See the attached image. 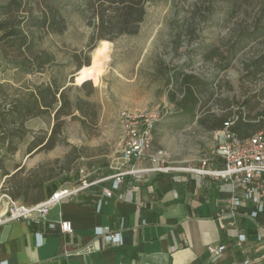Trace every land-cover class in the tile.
Listing matches in <instances>:
<instances>
[{"label": "rangeland", "instance_id": "374dc122", "mask_svg": "<svg viewBox=\"0 0 264 264\" xmlns=\"http://www.w3.org/2000/svg\"><path fill=\"white\" fill-rule=\"evenodd\" d=\"M8 1L0 0V4ZM86 1L48 0L51 8L55 4L61 8L68 22L65 32L47 33L40 44L56 54L58 65L52 71L27 74L9 65L0 51V84L47 82L52 72L61 84L73 86V98L83 95L75 90L74 77L79 70L72 57L88 49L92 28L84 11ZM146 5L147 14L139 32L111 41L104 71L97 82L91 79L96 90L88 99L97 105L96 122L90 120L84 127L79 118L66 117L56 137L59 144L29 155L31 140L35 136L48 137L54 120L53 115L28 120L25 126L30 132L20 142L19 150L5 161L11 171L26 159L23 176L43 166L56 174L51 181L55 186H76L99 178L96 175L106 174L123 157L124 131L119 121L122 108L157 113L152 150L168 151L169 162L182 157L200 160L215 151L217 139L196 120L201 117L211 121L208 117L213 113L224 115L227 100H233L236 113L251 111L254 115L258 98L253 93L264 89V71L257 77L247 76L244 63L264 53V0H147ZM224 57L231 62L221 70L219 63ZM184 74L193 77L191 83L200 98L195 109L178 105L189 97L187 87L178 89ZM173 91L175 103L170 99ZM6 92L7 87H0V103L8 99ZM247 99L250 101L245 104ZM260 104L264 106V100ZM1 153L5 154L6 148H1ZM3 187L0 213L6 210V200L1 198Z\"/></svg>", "mask_w": 264, "mask_h": 264}, {"label": "crops", "instance_id": "0c3cea01", "mask_svg": "<svg viewBox=\"0 0 264 264\" xmlns=\"http://www.w3.org/2000/svg\"><path fill=\"white\" fill-rule=\"evenodd\" d=\"M122 162L80 185L51 182L48 197L59 188L78 192L52 207L42 221L0 222V264H246L247 259L264 264V211L253 217L256 207L231 181L187 168L200 166L199 159L179 158L170 162L174 170L162 172L149 170L154 164L145 157L135 165L141 171L125 176L106 196ZM213 162L221 165L218 157ZM8 176L0 170V186ZM234 197L240 198L239 206L232 205ZM61 219L71 221L74 231L62 233ZM97 227L109 230L98 234ZM111 232L119 233L121 242L108 241L105 234ZM243 232L248 240L240 247ZM219 243L227 249L213 259L207 248Z\"/></svg>", "mask_w": 264, "mask_h": 264}, {"label": "trees", "instance_id": "16d2710c", "mask_svg": "<svg viewBox=\"0 0 264 264\" xmlns=\"http://www.w3.org/2000/svg\"><path fill=\"white\" fill-rule=\"evenodd\" d=\"M146 2L147 0H87L84 11L92 31L87 51L76 52L72 57L77 70L91 64V50L97 47L100 41L105 39L116 41L121 36L138 33L147 14ZM67 29L68 22L61 8L56 4L55 8H51L48 0H9L0 4V51L7 58L9 65L21 68L27 74L52 71L53 66L58 65L56 54L48 49H42L40 44L47 33L61 34ZM8 45L12 48L11 51L8 50ZM222 62L219 63L221 70L227 68L231 61L224 57ZM244 70L247 76L257 77L264 71V53L244 63ZM175 78L176 83H179L180 78L178 76ZM192 78L183 75L178 89L187 87L189 97L178 102V105L182 107L191 105L195 109L200 98L192 86ZM198 81L207 85L205 81ZM0 87H7L4 96L6 94L8 98L0 103V170L4 177L9 175L3 193L8 194L13 200L33 205L46 200L53 189L51 181L56 174L52 170H45L43 166H37L23 176V166H16L14 168L16 172L13 173L6 166V159L19 150L20 142L30 132L25 126L26 122L34 117L53 115L54 126L48 137L35 136L31 140L28 146L29 155L34 151L52 149L59 144L56 137L61 132L66 117L79 118L84 127L90 120L96 122L97 105L88 99L96 87L93 80H85L75 87L76 92L83 95L77 94L73 98L70 95L73 86L66 82L61 84L52 72L47 82L25 85L3 83ZM195 87L199 88L198 84ZM173 92L170 99L175 103L176 92ZM253 96L258 98L256 104L258 109L253 116L251 111L236 113L232 109L231 99L227 100V112L224 115L213 113L208 117H212L211 121L201 117H197L196 121L210 132L222 129L228 118L237 116L230 129L239 136L245 137L260 130L264 131V106L260 104L261 100H264V89L254 92ZM249 101L247 99L245 104ZM1 148H6L5 154L1 153Z\"/></svg>", "mask_w": 264, "mask_h": 264}, {"label": "built area", "instance_id": "2783aa9c", "mask_svg": "<svg viewBox=\"0 0 264 264\" xmlns=\"http://www.w3.org/2000/svg\"><path fill=\"white\" fill-rule=\"evenodd\" d=\"M237 116H232L225 121L222 129L212 131L217 139L215 151L211 155L203 156L200 159V166L187 167L188 169L202 174L214 176L218 179L231 181L233 188H240L246 200L250 201L255 208L252 213L253 217H257L260 212L264 211V131L260 130L249 136H239L230 129L235 123ZM157 120L155 111L144 112L141 110H132L122 108L119 113V121L123 127V147L121 153L122 165L112 174L113 184L109 190H105V195L109 196L115 189H118L127 175L137 174L141 169L135 167L136 163L148 157L153 165L149 170L168 172L176 167L169 162L170 153L163 149L152 150V129ZM218 157L221 165H214V158ZM78 192L77 189L69 187L59 188L53 192L46 200L27 205L20 201L13 200L8 194L2 193L1 198L6 200V210L4 216L0 218V222L8 223L10 221L26 219L29 221L39 222L49 216L52 207L58 205L67 197ZM241 200L238 197L232 199L233 206H239ZM57 223L52 222L50 227L54 228ZM61 232H73L74 228L71 221L61 219L58 221ZM109 227H97L96 233L104 234ZM39 235V243H42L41 233ZM237 244L243 247L248 240L246 232L239 233ZM108 241H119L121 237L119 233L105 234ZM263 237L258 235V239ZM227 249L225 243L209 245L207 248L211 258L221 257ZM246 264L252 261L247 259ZM2 264H7L3 262Z\"/></svg>", "mask_w": 264, "mask_h": 264}, {"label": "bare ground", "instance_id": "6f19581e", "mask_svg": "<svg viewBox=\"0 0 264 264\" xmlns=\"http://www.w3.org/2000/svg\"><path fill=\"white\" fill-rule=\"evenodd\" d=\"M111 41L103 40L100 41L99 45L93 50V59L89 66H84L81 68L80 73L77 75V80L79 83L85 80H95L98 81L100 75L104 71L103 64L111 51ZM4 215V214H3Z\"/></svg>", "mask_w": 264, "mask_h": 264}, {"label": "water", "instance_id": "95a60500", "mask_svg": "<svg viewBox=\"0 0 264 264\" xmlns=\"http://www.w3.org/2000/svg\"><path fill=\"white\" fill-rule=\"evenodd\" d=\"M102 41H103V40H102ZM91 62H92V60H91ZM80 70H81V69H80ZM80 70L77 72V75L80 73ZM76 80H77V76L74 77V81L76 82V85H77V84H81V83H79V82L76 81Z\"/></svg>", "mask_w": 264, "mask_h": 264}]
</instances>
